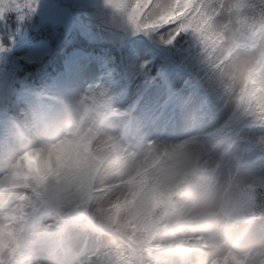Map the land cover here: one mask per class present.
I'll list each match as a JSON object with an SVG mask.
<instances>
[{
  "label": "clouds",
  "instance_id": "9594fccd",
  "mask_svg": "<svg viewBox=\"0 0 264 264\" xmlns=\"http://www.w3.org/2000/svg\"><path fill=\"white\" fill-rule=\"evenodd\" d=\"M103 5L137 32L174 26L168 39L189 36L232 119L264 128V0ZM127 112L89 87L10 115L0 264H264V178L212 134L149 138ZM255 145L264 152V136Z\"/></svg>",
  "mask_w": 264,
  "mask_h": 264
},
{
  "label": "rangeland",
  "instance_id": "374dc122",
  "mask_svg": "<svg viewBox=\"0 0 264 264\" xmlns=\"http://www.w3.org/2000/svg\"><path fill=\"white\" fill-rule=\"evenodd\" d=\"M0 25L7 49L0 52V144L16 110L99 87L110 94L114 108L128 110L125 119L149 138L212 134V143L264 178V152L255 145L264 128L232 119L230 108L206 83L189 36L181 34L167 44V30L137 32L103 0H37L33 9L10 5L0 8ZM82 45H95L97 57ZM54 54L65 58L62 70L35 75Z\"/></svg>",
  "mask_w": 264,
  "mask_h": 264
},
{
  "label": "trees",
  "instance_id": "16d2710c",
  "mask_svg": "<svg viewBox=\"0 0 264 264\" xmlns=\"http://www.w3.org/2000/svg\"><path fill=\"white\" fill-rule=\"evenodd\" d=\"M1 27V32L4 33L5 32V27L0 25ZM82 48H85L84 50L91 52V53H95V49L97 48L95 45L94 46H89V45H82ZM62 56L60 54H54L52 57H50L49 60V64L47 65V67L45 68V70L42 71V73L38 72L35 75L39 76V77H45L48 76L50 74L53 73V69L59 70L60 69V62ZM27 69H29L31 72L34 71V66L32 65H28Z\"/></svg>",
  "mask_w": 264,
  "mask_h": 264
},
{
  "label": "snow or ice",
  "instance_id": "6c2138e0",
  "mask_svg": "<svg viewBox=\"0 0 264 264\" xmlns=\"http://www.w3.org/2000/svg\"><path fill=\"white\" fill-rule=\"evenodd\" d=\"M173 27H174V26L164 27V28H161V29H157L155 32H160V31H162V30H167V31L171 32L172 29H173ZM164 42L167 43V44H171V43L173 42V39H172V38H169V39H167V40L164 41Z\"/></svg>",
  "mask_w": 264,
  "mask_h": 264
}]
</instances>
